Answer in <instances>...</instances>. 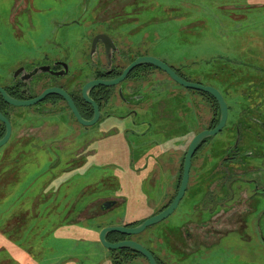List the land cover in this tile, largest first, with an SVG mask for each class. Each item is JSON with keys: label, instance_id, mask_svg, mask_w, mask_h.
<instances>
[{"label": "flooded vegetation", "instance_id": "flooded-vegetation-1", "mask_svg": "<svg viewBox=\"0 0 264 264\" xmlns=\"http://www.w3.org/2000/svg\"><path fill=\"white\" fill-rule=\"evenodd\" d=\"M179 1L182 0H95L91 1V10L88 9L90 1H83L81 11L68 1L54 7L38 5L34 0L0 1V115L8 121L11 129L8 141L1 146L4 178L8 170L20 163L29 147L38 143L55 155V159L49 161L50 167L64 168L63 172L72 171L74 167H104L105 137L118 135L128 152L127 165L122 167L132 169L139 183L149 186L161 183L162 194L166 197L157 211L123 226L133 227L171 204L181 184L184 155L190 141L200 131L214 128L215 99L190 89L192 99L185 100L184 90L174 89L178 98L186 103L181 104L183 112H174V116L169 117L166 102L170 93V76L149 63L135 66L114 85L97 84L86 90L88 99L94 104L84 97L83 90L91 81L119 78L137 58L153 57L145 40L135 43L130 40L150 21L139 14L147 10V3L165 6ZM52 8L63 15L56 18L54 14V18L49 20L47 12ZM43 17L46 19L44 22L41 21ZM47 22L54 24L51 27L54 33L49 38L37 37L36 32L43 25H48ZM60 30L66 32L60 33ZM71 36L73 43L69 38ZM258 61L261 62V59L257 58L256 63H242L246 81H241L243 100L239 118L249 122L247 132L251 125L264 130V85H255L256 73H264V66L258 65ZM169 67L190 81L179 70ZM232 86L229 84L227 93L233 97ZM48 90L53 91L28 106H17L7 100H36ZM57 90L69 97L83 121H91L96 116L95 122L82 124L68 99ZM154 90L159 95H155ZM220 93L225 100L223 92ZM202 102L208 118L203 128L200 127ZM169 121L176 122L173 128ZM174 126L183 132L179 135L180 143L171 144L169 137L176 133L169 131ZM5 132L6 123L0 120V138ZM263 136L264 133H261L258 137L263 140ZM239 138L240 134L237 145L234 142L221 154L219 169L213 163L216 157L209 138L197 147L191 159L186 190L176 209L187 194V198L192 196L191 201L183 205L185 207L175 218L170 217L176 209L163 219L161 240L155 236L151 241H136L130 235L116 232L115 235L108 233L106 238L110 242L134 240L149 250L158 264H264V231L259 227L260 235L256 232L257 239L252 241L254 237L249 230L250 213L257 209L255 204L259 199L264 200V180L259 182L250 176L237 181L238 176L232 175L233 165L230 168L227 166L240 163L243 169L238 171L241 174L257 169L264 171V149H258L257 153L248 149L239 153ZM243 140L247 143L249 137L244 135ZM177 151H181L182 155ZM10 153L13 159L7 161ZM199 159L202 166L208 165V162L214 164L209 170L207 167L202 169L210 174L199 176L194 170L192 176L193 166L196 167ZM169 166L175 170L172 172ZM190 182L196 185L189 189ZM102 198L101 203L90 201L84 206L81 211L84 218L114 210L126 202L121 199L123 202L120 203L117 196ZM148 198H151L150 193L135 197V207L132 208V205L128 209L129 214L141 213L144 210L142 204ZM95 206L100 210L92 213ZM259 211L258 225L264 219V209ZM233 235L237 237L235 244ZM174 254L179 256L177 260H173ZM81 262L84 263L83 260ZM94 262L148 264L145 257L130 249L109 250L105 258L98 254Z\"/></svg>", "mask_w": 264, "mask_h": 264}, {"label": "rangeland", "instance_id": "rangeland-1", "mask_svg": "<svg viewBox=\"0 0 264 264\" xmlns=\"http://www.w3.org/2000/svg\"><path fill=\"white\" fill-rule=\"evenodd\" d=\"M34 1L47 7L68 1L81 11L83 1H90L88 9L91 10V1L95 0ZM146 9L139 15L148 17L150 21L130 37L132 43L145 40L146 47L153 57L163 59L168 66L179 70L191 82L214 86L225 95L229 107L225 127L220 133L209 138L216 157L213 163L217 165V169L221 164V154L227 147L232 146L239 134V153L247 149L257 153L258 149H264V139L258 137L264 130L251 125L247 132L249 122L239 118L243 100L241 81L245 80L242 63H256V59L260 58L258 65L264 66V0H182L165 6H151L147 3ZM47 13L49 20L54 18V14L56 18L63 15L56 8ZM44 17L41 18L42 22L46 20ZM47 23L48 25L38 29L37 37L49 38L54 33L55 30L51 29L54 24ZM69 38L73 43L72 36ZM256 75L255 85H264V73L259 72ZM168 80L170 93L166 104L169 117H173L176 112L184 111L181 104L186 103L187 99H192V94L190 89L181 88L170 78ZM229 84L233 85V97L227 93ZM174 89H183L185 100L181 101ZM154 92L159 95L157 91ZM200 106V127L203 128L208 121L207 110L203 102ZM173 122L169 121L171 128L176 123ZM181 131L183 132L182 129H175V126L169 131L176 133L169 137L171 144L180 143ZM244 135L249 137V142H244ZM104 141V167H74L72 171L63 172L64 168H56L55 165L50 167L49 161L55 159V155L38 143L35 147L30 146L28 150L24 147L27 153L14 169L5 173V178L3 147H0V264H97L94 261L98 254L105 258L109 253L99 241L100 231L104 227L137 222L161 207L166 201L162 194V184L149 186L139 183L138 179L135 180L132 169L122 167L127 165L128 152L124 148V141L118 135L105 137ZM177 153L182 155L181 151ZM254 155L253 159L256 158L255 153ZM12 159L10 153L7 161ZM200 159L196 167L193 166L192 176L194 170L199 176L210 174L209 171L204 173L202 169L207 167L209 170L214 167V164L209 162L208 165L202 166ZM232 165V175L238 176L237 181L241 177L250 176L259 182L264 180L262 169L241 174L238 171L243 169L241 164H227L228 168ZM169 169L172 172L175 170L172 166H169ZM60 171L63 173H59ZM215 171L214 169L213 172ZM195 185L190 182L189 189ZM142 193L151 194V198L142 204L144 210L141 213L129 214L128 209L133 205V199ZM108 195L117 196L120 203L123 202L121 199L126 202L119 203L114 210L91 215L89 219L83 217L81 211L87 203L96 200L101 203L102 197ZM187 197L188 194L170 218H175L185 207L183 205L191 201L192 196ZM261 203H264V200L259 199L255 204L257 209L250 213L249 230L254 237L252 241L257 239L256 232L260 235L259 227L264 231V219L258 225L261 213L259 209H264ZM134 207L135 205L132 206ZM98 208L95 206L92 213H97L100 210ZM163 224L162 220L147 227L143 233L130 236L136 241H151L155 236L161 240ZM236 239V235H233V243ZM172 257L177 260L179 256L174 254Z\"/></svg>", "mask_w": 264, "mask_h": 264}, {"label": "water", "instance_id": "water-1", "mask_svg": "<svg viewBox=\"0 0 264 264\" xmlns=\"http://www.w3.org/2000/svg\"><path fill=\"white\" fill-rule=\"evenodd\" d=\"M142 63H149L152 64L156 67H158L159 69L163 70L164 72H166L170 78L176 82L177 84L181 85L182 87L188 88V89H193V90H197V91H201L203 93H207L210 96H212L217 105H218V109H219V118H218V122L217 124L214 126V128L210 129V130H202L199 133H197L192 140L190 141L188 148L185 152L184 155V165H183V173H182V179H181V184L179 187V190L176 194V196L174 197V199L172 200L171 204L163 211L159 212L158 214H155L153 216H150L148 218H146L145 220H143L142 222H140L139 224L133 226V227H126V226H108V227H104L99 234V241L101 242V244L107 248L108 250H115V249H130L133 251H136L137 253L141 254L143 257L146 258V260L148 261V264H158L156 259L154 258V256L150 253L149 250H147L143 245H141L140 243L134 241V240H125V241H120V242H110L106 236L108 233H121L124 235H132V234H139L142 231H144L147 227L156 224L160 221H162L163 219H165L168 215H170L178 206L179 201L181 200L187 184H188V177H189V171H190V166H191V159L192 156L194 154V152L196 151L197 147L205 140L208 139L212 136L217 135L218 133H220L222 131V129L225 127L226 121H227V117H228V105L226 103V101L224 100L222 94L220 93V91L218 89H216L213 86H209V85H202L200 83L197 82H190L185 80L184 78L180 77L173 69H171L167 64H165L164 62L160 61L157 58L154 57H140L137 58L135 61H133L130 65H128V67L123 71L122 75L119 78L116 79H112V80H97V81H91L88 84H86V86L84 87V97L91 103H93L90 99H88L87 94H86V90H88L89 88H91L92 86H95L97 84H101L104 86H110V85H114L116 83H118L119 81H121L128 73L131 69H133L135 66L140 65ZM2 91V90H1ZM53 90H48L45 91L39 98H37L36 100H31V101H15L12 100L10 98H6L10 103L17 105V106H28L33 104L34 102H36L37 100H40L45 94L52 92ZM58 93H60L62 96L64 95L73 111L74 114L77 115L79 121L84 124V125H91L95 122L96 116L94 117L93 120L91 121H83L80 116L77 114L72 102L70 101L69 97L62 91L57 90ZM5 97H8L5 95V93L3 92ZM94 104V103H93ZM96 115H97V108H96ZM0 120H2L3 122L6 123V132L4 134V136L2 138H0V147L3 146L9 139L10 136V124L8 123V121L0 115ZM238 143V137L235 140L234 145H237Z\"/></svg>", "mask_w": 264, "mask_h": 264}, {"label": "trees", "instance_id": "trees-1", "mask_svg": "<svg viewBox=\"0 0 264 264\" xmlns=\"http://www.w3.org/2000/svg\"><path fill=\"white\" fill-rule=\"evenodd\" d=\"M201 95H202V96H205V97H211V98H212V96H210V95L207 94V93H201ZM202 99H203V98H202ZM214 115H215V117H214L213 120H212V124H213V126H215V125L217 124V122H218V118H219V110H218V106H217V104H215ZM112 234L115 235V233H112Z\"/></svg>", "mask_w": 264, "mask_h": 264}]
</instances>
